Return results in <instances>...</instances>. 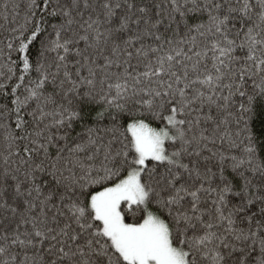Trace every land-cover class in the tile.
<instances>
[{"label":"snow or ice","instance_id":"1","mask_svg":"<svg viewBox=\"0 0 264 264\" xmlns=\"http://www.w3.org/2000/svg\"><path fill=\"white\" fill-rule=\"evenodd\" d=\"M0 264H264V0H0Z\"/></svg>","mask_w":264,"mask_h":264}]
</instances>
